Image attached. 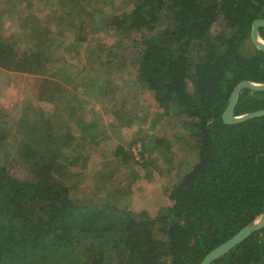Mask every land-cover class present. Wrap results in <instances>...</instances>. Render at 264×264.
<instances>
[{
    "label": "trees",
    "instance_id": "obj_1",
    "mask_svg": "<svg viewBox=\"0 0 264 264\" xmlns=\"http://www.w3.org/2000/svg\"><path fill=\"white\" fill-rule=\"evenodd\" d=\"M63 1L48 3L53 8L46 16L68 21L73 40L52 36L43 18L33 16L36 50L27 49L31 37L22 44L0 39V67L21 77L45 73L72 94L94 88L100 100L111 94L101 80L105 71L135 69L131 84L150 102L154 122L174 118L182 132L178 141L196 142L198 158L162 187L164 202L150 208L132 205L143 202L139 184L122 186L113 178L107 184L111 175L103 169L80 197L86 177L73 167L86 168L110 140L104 116L88 118L74 105L70 111L55 107L46 118L29 117L28 106L21 113L0 110V144L9 134L2 127L31 126L17 147L20 158L0 159V264H201L264 211V116L236 124L222 118L238 83H264V51L251 35L253 22L264 18V0H109V13L82 0L77 16L52 12ZM32 2L0 0L7 7ZM111 30L118 38L109 35L112 45L105 46L99 33ZM65 50L73 61L59 60ZM50 60L60 61L59 74ZM260 109L264 90L244 88L235 114ZM122 110H112L110 120L117 167L153 163L164 137L151 134L141 113ZM134 173L127 179L137 180ZM211 264H264V228Z\"/></svg>",
    "mask_w": 264,
    "mask_h": 264
},
{
    "label": "rangeland",
    "instance_id": "obj_2",
    "mask_svg": "<svg viewBox=\"0 0 264 264\" xmlns=\"http://www.w3.org/2000/svg\"><path fill=\"white\" fill-rule=\"evenodd\" d=\"M32 1L33 4L32 6L30 5V7H27V4L22 5L19 3H8L10 5L7 7L3 5L5 0H3V3H0V39L2 41L11 44H22L30 40L31 37L33 39L28 43L27 49L28 51L36 50V38L33 37L35 24H33L30 19L33 16L36 18L41 16L43 18L41 26L46 28L49 27L52 36L56 38L63 37L68 43L73 40L75 31L68 25V21H54L46 16L48 13L47 11L53 8L49 4L57 0ZM118 1L120 0H117V3H119ZM82 6V0H79V2H77V0H64L63 3L60 4V8L57 7V9H53L52 12L66 14L67 16H70V14L77 16L82 12ZM90 6L97 8L103 7V11L109 13L111 10L112 12V4L109 0H105V2L101 0H92ZM90 6H88V9L91 8ZM3 7L7 8L3 9ZM13 7H15L16 11L11 12ZM18 10L22 15L18 14ZM97 18L102 23L106 20V15H98ZM109 35L111 37L114 36V39L118 38V34L114 32V30H111L110 33L102 31L99 33L105 46L112 45L110 42H113V40H107L109 39ZM60 51H62V49ZM64 52L66 54L65 57L62 58L61 56L59 60L66 59L67 61H73V53L71 51L67 52L66 50ZM59 60H50L48 65L50 68L60 69L56 74H59L63 68ZM105 72L101 80H104L103 86L109 88L111 94L100 100V98L95 97L94 88L90 89L86 87L83 89L80 87L76 90L75 94H72L69 90L64 91L62 89V82L56 78H49L45 73L39 75L23 74L21 77V75H18L16 72L8 71L0 67V110L6 108L13 112L21 113L24 107L28 106L25 112L29 117L46 118L49 117L52 112L56 111L55 107H62L61 105H63V110L70 111V107L74 105V108L76 106L78 107V112H85L88 118H98L99 115L104 116L105 122L108 123V138H110V140L98 146L95 153L91 155L90 162H88L86 168L80 167L79 164L73 167L72 173L76 174V171H80L86 177L85 181L77 190L78 195H80V197L88 195L85 185H91L93 183L91 182L93 179H90L92 174L97 170L103 169L105 175H111L107 177V184L110 183L111 178H113L115 183L121 184L122 186L129 183H121L120 181L130 182L133 188H136L139 184V186L144 189L141 192V198H144L143 202H133V206L138 208L148 207L146 203H149L150 208L152 204L153 206L162 204L164 202L162 187L166 183L174 181L179 174L185 172L191 164L195 163L196 158H198V152L195 150L196 142L191 140L188 142L178 141L182 132L177 129L176 120H174V118L167 116L160 122H154L156 115L149 106L150 102L144 99V96L136 89L137 86L131 84L130 79L135 73V69L123 68L118 71L110 69ZM70 89L72 90L73 88L71 87ZM117 108H122L123 113L128 115L129 113H141L143 115L144 124H147V127L153 129L151 134L156 133L164 137L163 143L156 148L153 157H151L153 163L144 166L138 163H131V167H117L112 152L116 148L115 144L117 146L115 141L116 134L115 131L110 128V120L115 117L114 114H111V111ZM142 108L143 110L140 111ZM128 110H130L129 113ZM40 111L44 112V116L39 114ZM58 113L59 115L62 114L61 111ZM30 128L31 126L20 123H17L15 128L14 126L12 128L11 126L2 127L3 132H8L9 134L8 141H6V143L4 142L5 145L0 144V159H3L7 154L10 155L11 153L14 155V159L18 160L20 158L17 153V147L21 144V141H27L26 137ZM13 130H15V132L18 131L16 133L17 135H11ZM162 139L163 138H161V140ZM138 148L139 145L134 147L133 150L138 152ZM181 161H183L182 163L185 166L180 165ZM149 168L153 170L152 173L149 172ZM131 170L138 171L137 180L127 179L128 177H135L134 171L131 172ZM76 179L79 180L81 177H77L76 175Z\"/></svg>",
    "mask_w": 264,
    "mask_h": 264
},
{
    "label": "water",
    "instance_id": "obj_3",
    "mask_svg": "<svg viewBox=\"0 0 264 264\" xmlns=\"http://www.w3.org/2000/svg\"><path fill=\"white\" fill-rule=\"evenodd\" d=\"M264 27V18H258L253 22L252 25V40L255 45L264 51V38L260 35V28ZM244 88H250L256 91L264 90V83L252 82L249 80H243L237 84L235 89L233 90L229 104L222 114V118L225 123L228 124H236L240 123L252 118H257L264 116V109L251 111L242 115L235 114V108L238 102V97L240 92ZM264 228V211L258 215L255 219H253L249 224L243 227L239 232H237L233 237L228 239L227 241L221 243L220 245L213 248L210 252L206 254L203 258L201 264H211L216 259L225 255L229 252L234 246L244 241L254 232Z\"/></svg>",
    "mask_w": 264,
    "mask_h": 264
}]
</instances>
